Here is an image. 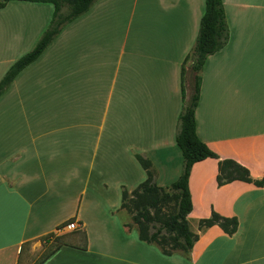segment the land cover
Wrapping results in <instances>:
<instances>
[{"label": "crops", "instance_id": "obj_1", "mask_svg": "<svg viewBox=\"0 0 264 264\" xmlns=\"http://www.w3.org/2000/svg\"><path fill=\"white\" fill-rule=\"evenodd\" d=\"M140 1L147 0H95L0 95V264H264V185L234 180L218 186L215 158L191 167L187 217L234 216V234L218 225L197 227L189 253L164 255L139 240L121 207L122 190L146 178L135 154L151 161L157 185L171 184L182 170L175 142L181 69L191 63L205 5ZM222 4L229 37L199 72L196 134L220 158L259 179L264 0ZM52 12L46 2L0 6V58L12 62L11 53L31 50ZM69 219L78 227L71 230L67 222L64 233L77 231L76 237L37 259Z\"/></svg>", "mask_w": 264, "mask_h": 264}, {"label": "trees", "instance_id": "obj_2", "mask_svg": "<svg viewBox=\"0 0 264 264\" xmlns=\"http://www.w3.org/2000/svg\"><path fill=\"white\" fill-rule=\"evenodd\" d=\"M8 1L10 0H0V6H4ZM20 1L51 3L53 12L48 26L32 49L13 61L0 79V95L24 67L40 56L61 28L86 12L95 0ZM228 37L229 30L222 0H205L204 11L199 20L198 32L190 56V67L194 75L193 91L188 101H185L183 67L181 69L182 109L178 115L175 142L182 155V171L171 184L157 185L154 181L151 161L135 154L136 160L145 170L146 178L130 192L126 189L121 192V207L130 215L132 224L137 229L139 240L156 244L164 255H171L175 251L186 255L198 239L199 234L189 228L187 217L192 209L188 177L195 162L208 157L217 159L216 183L218 186L234 180L251 182L256 186L264 185V175L259 179H253L245 166L233 159L220 158L196 134L195 109L199 99L201 80L199 72L207 56L222 49L227 44ZM172 201L173 208H165ZM70 221L73 219L61 223L58 228ZM212 225H218L226 234L232 235L238 228V220L234 216H223L212 211L208 217L197 221L199 231ZM51 236H53L52 232L45 235L44 239ZM58 246L57 244L56 247ZM50 253H47L45 257Z\"/></svg>", "mask_w": 264, "mask_h": 264}, {"label": "rangeland", "instance_id": "obj_3", "mask_svg": "<svg viewBox=\"0 0 264 264\" xmlns=\"http://www.w3.org/2000/svg\"><path fill=\"white\" fill-rule=\"evenodd\" d=\"M141 2V1H140ZM149 1L147 0L146 2L144 1V2H141V4L142 3H148ZM148 10V8H145L144 10H142V12H141V16L146 12ZM50 22V21H49ZM49 24V23H48ZM24 53H26V52H24ZM24 53H20V52H17V53H15V52H13V53H11V55H13L14 56V59H12V62L13 61H15L17 58H19L21 55H23ZM7 55H10V54H7ZM10 60L9 59H7V58H0V75H1V73H2V70H4V69H7V68H9V66L11 65V63L12 62H9ZM4 74V72L2 73V75ZM183 74H184V78H187V80H186V82L185 83H187L186 84V86H185V89H186V98L185 99H188L189 100V96H191V93H192V91H193V87H192V85H190V80L192 81V76L194 75V73H193V71L191 70V67H190V65L187 67V69H185V68H183ZM1 75V76H2ZM0 76V77H1ZM189 78H190V80H189ZM192 83H193V81H192ZM188 100H186V101H188ZM111 112V111H110ZM140 165V164H139ZM140 167H141V165H140ZM182 167H183V163H182ZM142 168V167H141ZM143 169V168H142ZM182 171V170H181ZM181 171H180V173H181ZM180 175V174H179ZM143 179H145V178H142V180H140V182L141 181H143ZM177 179V177L176 178H173V180H169V181H174V180H176ZM161 181H163V180H161ZM139 182V183H140ZM167 182H168V180H167ZM169 183V182H168ZM166 185H168V184H166ZM127 188V187H126ZM127 189H129V188H127ZM78 204V202L76 201V203H75V205H77ZM165 208H169V209H171V208H173V201L172 202H169L168 203V205H166L165 206ZM130 216V215H129ZM197 219H193V218H191V219H189L188 220V224H189V228L192 230V231H195V229L197 228ZM130 224L131 225H133L132 224V221H131V219H130ZM66 229L62 226L61 228H59L57 231H55L57 234H59V236L58 237H60L59 239H57V240H54V241H52L50 244H47V243H45L44 244V251H38L37 253L39 254V257L37 258V259H40L41 257H43L44 255H46L50 250H52L59 242H62V241H69L70 239H71V237H76V233H77V231L76 232H72V233H64V231H65ZM75 234V235H74ZM29 255L31 256V258L33 259L34 257L32 256V254L31 253H29ZM32 259H30V260H32Z\"/></svg>", "mask_w": 264, "mask_h": 264}, {"label": "built area", "instance_id": "obj_4", "mask_svg": "<svg viewBox=\"0 0 264 264\" xmlns=\"http://www.w3.org/2000/svg\"><path fill=\"white\" fill-rule=\"evenodd\" d=\"M66 227L73 230V229H76L78 226L74 221H70L66 224Z\"/></svg>", "mask_w": 264, "mask_h": 264}]
</instances>
